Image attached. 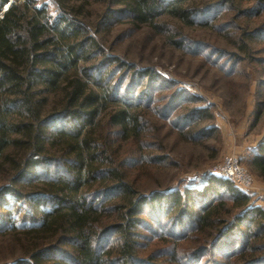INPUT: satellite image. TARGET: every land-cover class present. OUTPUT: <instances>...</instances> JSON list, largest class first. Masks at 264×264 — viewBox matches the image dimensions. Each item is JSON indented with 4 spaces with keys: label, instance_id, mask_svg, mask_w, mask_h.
Wrapping results in <instances>:
<instances>
[{
    "label": "trees",
    "instance_id": "16d2710c",
    "mask_svg": "<svg viewBox=\"0 0 264 264\" xmlns=\"http://www.w3.org/2000/svg\"><path fill=\"white\" fill-rule=\"evenodd\" d=\"M53 1L64 12H77L71 6L76 0ZM104 2L107 7L98 27L105 29V24L108 30L124 13L136 28L157 31V20L164 15L185 27H208L224 12H232L226 24L235 30L229 33L231 39L238 38L229 55L205 49L183 35L171 41L213 63L227 59V73L245 59L242 54L251 58L260 51L258 44L264 41V0L255 7L246 0ZM8 4L0 0V163L10 148L19 149V155L7 157L16 176L0 188V212L25 207L26 216L15 218L10 211L9 221L38 223L25 231L34 242L27 256L11 264H160L156 254L166 248L173 254L170 264H204L206 256L214 257L210 264H264V210L252 206L250 196L233 181L210 176L200 189L146 194L125 173L128 165L157 167L169 160L157 150L145 153L152 136L143 132V124L149 128L150 112L158 111V118L185 141L205 145L219 134L210 108L180 90L158 108L161 91L169 92L175 85L150 72L134 73L133 88L124 90L125 80L117 87L102 69L122 63L105 59L91 64L93 55L103 51L82 26L64 15L54 19L36 0L14 2L4 11ZM253 19L256 22L250 23ZM137 79L147 81L146 91L133 90ZM57 94L61 98L49 108L50 98ZM110 104L114 110L102 125L101 115ZM262 114L264 102L255 107L256 122ZM206 122L212 123L204 126ZM115 129L121 140L118 147L108 137ZM124 142L134 149L119 162ZM252 153L251 168L264 180V142ZM43 172L48 175L43 177ZM149 209L155 214H148ZM222 212L233 216L225 219ZM145 229L156 243L143 260L139 242ZM196 232L207 235V245L184 255L185 244L194 241Z\"/></svg>",
    "mask_w": 264,
    "mask_h": 264
},
{
    "label": "rangeland",
    "instance_id": "374dc122",
    "mask_svg": "<svg viewBox=\"0 0 264 264\" xmlns=\"http://www.w3.org/2000/svg\"><path fill=\"white\" fill-rule=\"evenodd\" d=\"M246 1L250 7H255V2H258V0ZM14 2L19 4L24 0H9L4 11H7L6 9H9ZM36 3L46 5L54 19L64 15L71 22L82 26L88 36L98 43L103 54L96 52L91 64L102 63L105 59L113 60L112 63H115V60H117L116 63H122L124 68L123 66L110 65L102 69L106 72V77L113 80V84L117 87L125 80L124 90L133 88V83L136 80L134 73L150 72L175 85L173 90L169 87L171 89L169 92L161 91L163 100H160L159 103L162 104L157 105L158 108L167 105L170 102L169 97H172L170 94H174L177 90L187 91L191 95L197 96L202 100L204 106L210 108L213 114V125L218 128L219 134L217 137L210 138L205 145H194L185 141L158 118V111L154 113L153 110L148 114L147 119L151 124L148 123L149 128H147L144 123L143 132L152 138L145 146V153L157 150L161 153L160 155L166 156L169 160L163 166L158 165L157 167L147 166V164L142 167L139 164L126 166L125 173L136 188H140L146 194L186 187L200 189L207 183L210 176H215V172L223 168L230 156L236 155L240 166L253 180L254 192L249 193L251 205L264 210V180L258 177L251 168L252 152L264 142V114L257 122L255 121V107L258 103L264 102V94L260 92L264 91V87H261V82L264 81V41L258 44L260 51L252 55L251 58L242 54L241 57L245 59L238 62L237 67L227 73L224 70L227 59L223 60L224 63L221 61V64L213 63L198 54L178 49L171 41L180 40L183 35L189 40L198 42L205 49L229 55L236 50L233 43L238 38L231 39L229 33H234L235 30H232L231 24H226L231 20L232 12H224L208 27H185L170 16L164 15L157 20V24L160 25L157 31L148 26L136 28L129 16L124 13L117 16L119 22H112L113 24L108 30L109 26L105 24V29L98 27L107 7L104 0H76L71 4L74 11H77L75 13L64 12L53 0H36ZM262 8L264 12V5ZM203 17L205 16L203 15ZM262 19L264 20V14ZM252 21L250 23L256 22V19ZM252 27L254 29L255 24ZM102 70L96 74H100ZM96 74L93 76L98 78ZM146 84L147 81L142 84V81L137 79V86L133 90L138 89V93L146 91ZM60 98V94L50 98L49 108ZM110 106L101 115L102 125L107 123L108 115L114 110V104H110ZM188 107L191 109L194 106L188 105ZM160 113L162 112L160 111ZM212 122H206L204 126L210 125ZM101 133L98 130L96 134L100 135ZM108 137L113 141L115 147L121 145L118 129L113 130L111 136ZM133 149L130 142H124L118 154L120 158L118 161L130 157ZM18 150L10 148L4 154L0 163V188L16 176L13 170L14 166L7 157L19 155ZM47 175L48 173H42L43 177ZM45 207H49L47 202H45ZM46 210H50V208ZM10 211L13 212L12 217L15 218L19 215H27L26 208L19 206L12 210L9 209V211L0 212V222L2 223L0 225V264H11L24 259L27 256L25 254L27 247L34 243L26 238L28 233L25 231L31 225L38 226L37 222L30 219L25 225L15 219L9 221ZM151 211L149 209L147 213L152 214ZM222 214L225 219H227L226 215L228 219L233 216L231 212L229 214L222 212ZM13 222L19 224V228H15ZM142 235L139 243L140 252L143 253L141 258L144 260L147 250L156 242L152 240L154 237L146 229ZM35 237L42 239V236ZM191 237L194 241L189 240V243L185 244L184 255L202 248L201 246L206 244L204 242L208 241L207 235L197 234V232ZM46 241H48V236H46ZM156 255L160 264L162 262L170 264L173 254L166 248ZM213 259L214 257L211 259L210 256H206L204 264H210ZM180 262L183 260L180 259Z\"/></svg>",
    "mask_w": 264,
    "mask_h": 264
},
{
    "label": "built area",
    "instance_id": "2783aa9c",
    "mask_svg": "<svg viewBox=\"0 0 264 264\" xmlns=\"http://www.w3.org/2000/svg\"><path fill=\"white\" fill-rule=\"evenodd\" d=\"M215 174L220 179L233 181L237 188L248 195L254 192L253 180L240 166L239 159H237L236 155L230 156L223 168L219 169Z\"/></svg>",
    "mask_w": 264,
    "mask_h": 264
},
{
    "label": "water",
    "instance_id": "95a60500",
    "mask_svg": "<svg viewBox=\"0 0 264 264\" xmlns=\"http://www.w3.org/2000/svg\"><path fill=\"white\" fill-rule=\"evenodd\" d=\"M6 10H8V9H6Z\"/></svg>",
    "mask_w": 264,
    "mask_h": 264
}]
</instances>
